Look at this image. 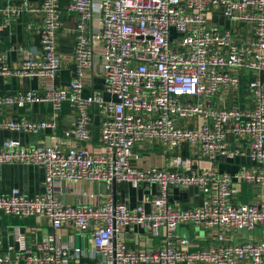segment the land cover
Returning <instances> with one entry per match:
<instances>
[{
	"label": "built area",
	"instance_id": "built-area-1",
	"mask_svg": "<svg viewBox=\"0 0 264 264\" xmlns=\"http://www.w3.org/2000/svg\"><path fill=\"white\" fill-rule=\"evenodd\" d=\"M23 10L41 15L39 47L34 52L18 46L17 67L0 51V74L38 77L44 86L0 92V128L43 134L56 126L64 101L76 117L62 131L64 146L57 141L23 144L11 138L0 143V163H33L44 171L42 192L29 195L12 187L0 193V213L44 217L51 225L35 247L27 245L25 233L15 226V246L0 250V264H93L83 257L97 264H264V205L237 201L234 184L264 185V0H70L67 10L76 14L73 76L62 86L54 83L64 61L57 41L60 0L0 6V31ZM212 14L222 15L231 25L221 26ZM95 57L104 87L84 96ZM241 70L252 72L248 89L253 105L215 103L217 94L238 86ZM40 101L52 105L50 119L2 118L3 107ZM94 105L104 148L100 152L77 144L90 141ZM229 133L245 140L246 146H230ZM184 142L210 160L245 155L252 166L232 174L215 165L198 167L194 156L180 153ZM157 145L171 154L169 166L135 164L137 147ZM59 180L154 183L158 189L133 207L111 197L99 205L66 204L54 191ZM173 186H196L204 200L191 207L175 205L169 198ZM188 222L216 228L214 243L188 250V239L175 234ZM130 224L146 227L153 236L164 229V244L151 250L128 248L121 233ZM64 225L81 235L88 232L93 249L87 252L61 242L59 229ZM257 227V240L227 241L228 232Z\"/></svg>",
	"mask_w": 264,
	"mask_h": 264
},
{
	"label": "crops",
	"instance_id": "crops-1",
	"mask_svg": "<svg viewBox=\"0 0 264 264\" xmlns=\"http://www.w3.org/2000/svg\"><path fill=\"white\" fill-rule=\"evenodd\" d=\"M21 0H0V6L17 4ZM30 5L37 4L39 0H27ZM70 0H60L62 25L58 31V51L63 56V64L58 71L54 83L56 85H67L73 76V65L70 62V56L74 48L75 22L76 14L67 10ZM212 20L221 26H230L229 20L220 14H212ZM4 20V15L0 14V22ZM40 13H34L29 10H23L18 15L12 16L9 23L4 25L0 31V51L6 52L7 62L12 67H17L20 63V53L18 46L22 45L30 48L34 52L39 47L38 30L41 25ZM93 24L96 18H93ZM252 78V72L241 70L239 74V84L236 88L228 92H220L213 101L223 106H236L241 108L251 107L253 105L248 82ZM264 80V72L261 73ZM82 94L89 95L92 90H102L104 87V77L100 70V60L95 57V64L92 71V77L89 78ZM44 82L38 77H21L16 74H0V92L14 93L17 91L41 90ZM105 98H110L109 94H104ZM94 110V109H93ZM52 105L48 102H33L22 106L13 105L2 108V118L27 116L35 120L50 119L52 116ZM94 116V114H93ZM76 117V112L68 101H64L56 118L57 124L54 128H47L43 134H32L0 128V143L11 138L19 140L23 144L34 143L37 141L54 142L57 141L63 146L66 140L63 138L62 131L70 127ZM91 136L89 142L78 141V145H85L90 151H103V146L98 135L94 134V120L89 123ZM226 140L232 147H245L246 141L236 138L229 133ZM139 155L135 164L146 166H169L171 154L164 151L163 146L146 147L135 149ZM180 153L183 155H192L197 159L198 167L215 165L220 172L234 173L241 168L252 166V162L245 155H236L233 157L216 156L214 160L197 152L196 148L190 146L187 142L182 143ZM238 188L237 201L250 202L256 201L264 205V185L253 186L248 183L235 182ZM12 187H18L21 192L29 195L37 194L44 189V171L33 163H0V193L8 192ZM156 184H141L135 186L131 183H113L107 185L101 181L85 180L72 182L68 180H59L55 182L54 191L60 200L66 204H102L107 198L111 197L116 202H122L130 207L144 201L146 195L157 193ZM205 194L196 186L178 187L173 186L169 192L170 201L181 207H191L203 202ZM145 208L149 209V204L145 203ZM19 226L25 233L26 243L30 247L35 245L50 231L51 225L44 217L37 216H17L0 213V250L6 251L9 247L15 246L13 229ZM218 230L210 228L202 223L188 222L178 226L175 234L177 237H186L189 241L188 250H196L214 243L215 235ZM164 229H161L160 236L151 235L150 231L138 224H130L124 228L121 235L130 249L151 250L162 246ZM60 240L69 244L71 247H81L89 252L93 249V242L90 235H81L80 232L64 225L59 229ZM261 237V228L254 230H233L227 233V241L238 243L248 240H257ZM82 260L97 264V260L89 257H83ZM145 264V263H139ZM182 264H206L205 262L182 263ZM244 264V262H242Z\"/></svg>",
	"mask_w": 264,
	"mask_h": 264
},
{
	"label": "water",
	"instance_id": "water-1",
	"mask_svg": "<svg viewBox=\"0 0 264 264\" xmlns=\"http://www.w3.org/2000/svg\"><path fill=\"white\" fill-rule=\"evenodd\" d=\"M94 116H93V120H94V134L95 135H98L99 133V115H98V108H97V105H94Z\"/></svg>",
	"mask_w": 264,
	"mask_h": 264
}]
</instances>
